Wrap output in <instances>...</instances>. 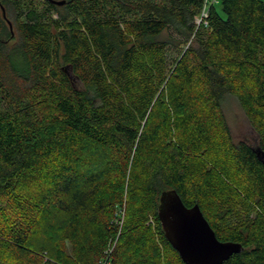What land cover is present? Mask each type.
Masks as SVG:
<instances>
[{
	"label": "trees",
	"instance_id": "16d2710c",
	"mask_svg": "<svg viewBox=\"0 0 264 264\" xmlns=\"http://www.w3.org/2000/svg\"><path fill=\"white\" fill-rule=\"evenodd\" d=\"M64 1L0 0V264H184L170 190L264 264V159L223 113L264 152V0Z\"/></svg>",
	"mask_w": 264,
	"mask_h": 264
},
{
	"label": "water",
	"instance_id": "95a60500",
	"mask_svg": "<svg viewBox=\"0 0 264 264\" xmlns=\"http://www.w3.org/2000/svg\"><path fill=\"white\" fill-rule=\"evenodd\" d=\"M48 1L57 6L65 3ZM1 13L5 19L3 8ZM7 23L11 30V24ZM253 150L259 159H264V152L258 146ZM158 219L165 239L184 264H223L243 250L240 243L218 240L198 205L186 207L174 190L161 193Z\"/></svg>",
	"mask_w": 264,
	"mask_h": 264
},
{
	"label": "rangeland",
	"instance_id": "374dc122",
	"mask_svg": "<svg viewBox=\"0 0 264 264\" xmlns=\"http://www.w3.org/2000/svg\"><path fill=\"white\" fill-rule=\"evenodd\" d=\"M56 1H61V0H56ZM214 6L216 10L220 12V5L216 4ZM55 16H56L55 13H53V17ZM9 31H10V36L13 37L15 32L13 30L12 25H11V30L9 29ZM223 113L233 141L235 143L244 142L253 147H256L257 136L254 133L243 111L240 109L238 103L235 101L234 98L227 99L225 105L223 106Z\"/></svg>",
	"mask_w": 264,
	"mask_h": 264
},
{
	"label": "built area",
	"instance_id": "2783aa9c",
	"mask_svg": "<svg viewBox=\"0 0 264 264\" xmlns=\"http://www.w3.org/2000/svg\"><path fill=\"white\" fill-rule=\"evenodd\" d=\"M218 3V0H203V5L200 11V14L198 15L196 19V24L203 23L206 24L205 19L208 15V10L212 5H216Z\"/></svg>",
	"mask_w": 264,
	"mask_h": 264
}]
</instances>
